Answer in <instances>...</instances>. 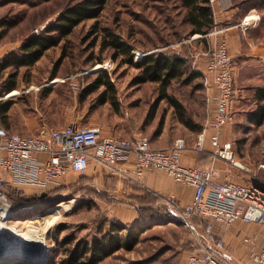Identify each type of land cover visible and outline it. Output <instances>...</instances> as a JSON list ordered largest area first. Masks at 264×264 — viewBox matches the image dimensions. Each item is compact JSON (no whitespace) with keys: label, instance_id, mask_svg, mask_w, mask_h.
<instances>
[{"label":"rangeland","instance_id":"rangeland-1","mask_svg":"<svg viewBox=\"0 0 264 264\" xmlns=\"http://www.w3.org/2000/svg\"><path fill=\"white\" fill-rule=\"evenodd\" d=\"M75 1L1 0L0 23L19 17L21 20L8 29L4 25L0 26V42L11 45L10 42L18 38L22 40L34 28L42 32L44 27L55 21L61 9ZM186 11L180 0H106L96 18L83 20L65 39L47 49L35 64L19 69L17 86L13 89L17 92L4 98L12 102L8 118L2 125L12 132L36 134L45 127H62L71 122L80 125L97 123L105 134L153 138L161 116L164 123L172 125L176 122L178 119L173 107L167 99L160 98V83L133 82L139 69L128 62L125 53L115 58V50L104 45L110 37L103 27H108L133 46L131 53L134 61L152 51L188 56L190 68L199 72V76L189 83L175 79L167 91L182 102L188 117L201 129L211 117L214 105L208 101L202 71L197 70L198 65L191 55L200 53L199 57L208 59L214 47L206 42L205 34H191L192 25L184 19ZM214 29L212 26L208 32ZM200 35L204 38L196 40ZM201 51L206 53L201 54ZM62 52L65 56L53 76V63ZM244 60L243 63L238 60L233 62L234 82L236 87L240 83L250 84L244 87V97H234L230 119L223 127L222 140L234 149L236 160L244 167L232 166L229 177L264 185V121L260 125L250 121L259 87L253 83L259 81L264 87V61L258 60L255 55H245ZM97 64L103 67L94 68ZM8 71L6 69L1 74L0 95L13 91L2 90ZM103 73L109 76L113 89L107 88L103 93L105 87L101 86L83 96L84 88ZM102 97H106L104 102ZM181 135L184 136L183 133ZM180 138L185 140L184 137ZM106 176L114 175L104 173L100 180H94L84 174H74L71 177L75 179L73 182L66 179L59 185L44 189H7L2 200L11 205L14 211L8 224L16 225L19 231L27 235H42L46 243L45 256L42 261H30L27 258L11 261L8 258L0 261V264H65V255L77 240H91L98 234L96 228L100 225L103 232L109 230L112 224L104 216L105 207L99 200L111 190L108 184L114 185L116 180ZM130 187L136 192L132 198L139 205L141 220L121 229L120 233L125 237L128 232L137 231L141 226L145 229L139 232L132 249L121 248L97 264H180V257L186 259L188 254L198 248L197 236L184 222L173 219L167 197L136 186ZM58 211L59 216L52 223H46L45 218ZM59 223L63 227L57 231L55 226ZM243 223L236 222L228 228L237 226L239 229V225L247 224ZM197 234L202 237L200 231ZM70 235L74 237L73 240H70ZM65 238L70 241L64 242ZM232 241L229 242L230 249H233ZM193 243L197 246L191 250ZM222 248V256L217 255L226 257L229 249H225V246ZM235 255L244 256L238 248Z\"/></svg>","mask_w":264,"mask_h":264},{"label":"built area","instance_id":"built-area-1","mask_svg":"<svg viewBox=\"0 0 264 264\" xmlns=\"http://www.w3.org/2000/svg\"><path fill=\"white\" fill-rule=\"evenodd\" d=\"M214 2L208 0L210 6ZM258 20V13L251 12L221 29L236 27L245 33ZM40 30L34 28L32 33L39 34ZM233 70V58L227 44L225 40H220L207 59L205 71L201 72L208 101L213 103L214 111L191 144V148L203 150L205 140L210 143L212 161L206 167L181 163V150L185 146L182 139L168 148H155L146 136L105 134L97 123L80 125L71 122L62 127L43 129L36 134H20L10 131L0 122V215L5 219V224L13 232H19L16 225L8 224L14 211L11 205L2 200L5 191L16 188V185L42 188L59 185L71 170L84 173L91 160L101 165L104 173L136 183L146 170L156 169L193 189L191 200L182 206L174 199L167 198L173 219L188 225L198 240V248L180 264H226L197 234L198 227L203 235L209 237L214 223L224 228L236 222L253 223L262 228L264 235V185L233 180L229 177L231 171L227 177L221 178L220 170L215 166L216 159H223L232 166L244 168L243 164L237 163L234 149L222 140L223 127L230 119V108L235 97ZM6 97V94L0 95V102ZM129 168L132 176L127 173ZM213 239L219 249L224 246L222 238ZM241 243L250 260L264 264V242L259 244L255 233H244Z\"/></svg>","mask_w":264,"mask_h":264},{"label":"trees","instance_id":"trees-1","mask_svg":"<svg viewBox=\"0 0 264 264\" xmlns=\"http://www.w3.org/2000/svg\"><path fill=\"white\" fill-rule=\"evenodd\" d=\"M181 4L186 7L187 11L184 19L189 22L191 34L207 33L213 26L212 8L208 0H180ZM106 0H77L66 5L61 9L55 21L42 30L39 34L30 33L24 37L15 50L6 53L0 60V77L4 70L9 69L3 91H11L16 88L17 74L22 67H31L43 55V53L57 45L61 40L65 39L80 22L89 18H96L102 11ZM261 7H264V0H261ZM19 18H13L0 23L5 29L17 25ZM110 38L105 40L104 45L110 46L115 50V58L120 53H125L128 57V62L139 69L134 78L135 83L146 81H156L160 83V98H165L173 107L177 119L191 130H200V125L195 123L186 114L185 107L182 102L174 95L170 94L167 89L173 80H179L183 83H189L199 76V72L190 68L188 56L186 54H175L167 51H152L144 53L138 60H133L131 50L133 46L119 37L113 30L108 27H103ZM106 38V37H105ZM201 37V39H203ZM65 53L61 55L53 63L51 75L54 76L56 68L60 65ZM101 86H104L103 93L107 88L113 89V83L106 73L98 75L90 82L83 90V96L96 91ZM256 107L250 115V121L256 125H260L264 121V87H258L256 91ZM102 102L106 97H102ZM11 100L4 99L0 102V119L1 124L6 122L8 111L11 107ZM163 116L160 117L153 135L156 136L161 131L163 125ZM198 132V131H197ZM11 198V197H10ZM139 209V207H138ZM151 218V217H150ZM147 220V219H143ZM111 227L109 230L102 231L101 225L96 228L98 234L92 237L91 240H77L74 246L69 249L65 255V264H97L105 257L113 254L117 250L124 248L132 249L136 244L139 232L145 227H140L139 230L128 232L125 237L120 233V230L126 228L125 225L110 220ZM150 225V224H148ZM63 224L59 223L55 229L61 230ZM73 240V236H69ZM65 238L64 242H69Z\"/></svg>","mask_w":264,"mask_h":264},{"label":"crops","instance_id":"crops-1","mask_svg":"<svg viewBox=\"0 0 264 264\" xmlns=\"http://www.w3.org/2000/svg\"><path fill=\"white\" fill-rule=\"evenodd\" d=\"M211 8L213 14V27H215V29L208 33H205L206 42L209 43V46L215 47L218 41L225 40L228 51L232 56L234 63L237 60L240 61V63H243L245 61V55H255L258 60L264 61V7H261V0H215ZM251 12L258 13L259 20L258 23L252 26L247 32L241 33L236 27H232L227 30L221 29V27L223 26L236 23L244 15ZM30 33L27 32L23 37L28 36ZM201 37H197L196 40H201ZM21 41L22 40L18 38L17 41L10 42L12 43L11 45L4 41L0 42V60L9 51L17 49ZM204 53L206 52L201 51V54ZM199 55L200 53H195L191 56L195 58L194 61L198 65L197 70L203 71V69L206 67L207 58L199 57ZM248 84L250 83H240L236 87V84L234 82L235 97H244L246 94V89L244 87ZM253 85L261 87L259 81L258 83H253ZM8 95L9 94H7V96ZM234 99L235 98H233L232 105ZM256 101L257 100L255 99V102ZM197 131L199 130H189L186 126H183L179 120L174 122L172 125L163 122L159 134H157L153 138L150 137L149 140L152 147L168 148L171 145L177 143L179 139H181L180 137H184L185 146L181 150V163L186 166L206 167L212 161V156L210 154L211 147L208 140H205L203 150H195L191 148V144L195 140L196 134L198 133ZM193 132H196V134H194ZM182 133L184 134V136L181 135ZM215 166L220 170L221 178L227 177V173L229 171L232 172L233 168L232 165H230L223 159H216ZM101 168V165H99L96 161L91 160L84 173H79L77 171L71 170L66 174L63 180L67 179L68 182H73L75 179H71V177H73L74 174H77L79 176L84 174L86 175V177H88V179L100 180L101 174H104ZM127 173L130 176L133 175L130 168L129 170H127ZM107 177H113L116 182L114 183V185H110V183L108 184L110 187L109 189L111 190L108 194H105L106 196L99 200V202L105 207L104 216L107 219L123 224L126 227H129L132 224H137V222L141 220L138 213L139 205L137 202H135V199L133 200L132 198V194H136V192L130 186H136L141 189L156 193L157 195L172 198L181 206L188 203L192 198L193 189L191 186L176 181L172 176L161 170H146L141 175L139 183L133 182L129 179H122L118 175L106 176L105 178ZM15 187L18 190H22L23 187H36L44 189L39 186L24 184L16 185ZM23 189L25 190V188ZM113 198L116 200H114ZM193 223H196V219L193 221ZM239 226L241 228L238 229V227L236 226V228L231 229L228 227L224 228L220 224L214 223L212 233L211 235H209V237L206 234L203 235L201 228L199 227L198 232H201L202 238L206 242V245L221 256L222 251L220 250H222L223 248L218 249V247L214 245L213 238H222V240L224 241L225 249H229L226 251L228 254H226V257L220 256V258L226 264H256L247 257L245 246L241 243L240 240L244 233L252 232L256 234L258 243L262 244L264 242L262 228H260V226L258 225H254L253 223H247L244 226ZM234 239L236 240L234 241ZM230 240H233V243L231 244L233 249H230ZM194 246L197 245L193 243V248L191 250L196 248ZM237 248L239 252L241 249L242 255H244L243 257H238L235 255L237 253ZM188 252L184 251L183 253ZM180 258V262H183V259H185V257Z\"/></svg>","mask_w":264,"mask_h":264},{"label":"bare ground","instance_id":"bare-ground-1","mask_svg":"<svg viewBox=\"0 0 264 264\" xmlns=\"http://www.w3.org/2000/svg\"><path fill=\"white\" fill-rule=\"evenodd\" d=\"M100 67H103V65L97 64L94 68ZM55 79L58 80L57 78ZM16 92V90H13L9 93V95H12ZM237 163L239 165H242L239 161H237ZM67 206L68 205L65 206V209L67 208ZM59 213L60 211H58L57 213H53L52 215L48 216V218H45L46 223H52L54 219L59 216ZM5 223V219L0 215V238L2 239V241H4L1 245V249H3L4 254L8 255V258L11 261L18 259L21 260L23 258H27L30 261H42L43 257L45 256L46 244L43 240L42 235H37L34 237L31 235H27L21 231L13 232L12 228Z\"/></svg>","mask_w":264,"mask_h":264},{"label":"water","instance_id":"water-1","mask_svg":"<svg viewBox=\"0 0 264 264\" xmlns=\"http://www.w3.org/2000/svg\"><path fill=\"white\" fill-rule=\"evenodd\" d=\"M3 242L4 241H2V239H1V241H0V260H3V259H7L8 258V255L4 254L3 249H1V245H2Z\"/></svg>","mask_w":264,"mask_h":264}]
</instances>
